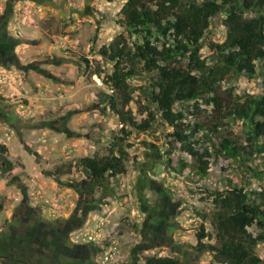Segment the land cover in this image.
Wrapping results in <instances>:
<instances>
[{
    "label": "rangeland",
    "instance_id": "rangeland-1",
    "mask_svg": "<svg viewBox=\"0 0 264 264\" xmlns=\"http://www.w3.org/2000/svg\"><path fill=\"white\" fill-rule=\"evenodd\" d=\"M124 2L0 0V34L5 26L0 45L12 37L17 61L0 64V105L10 108L3 107L0 116V236L26 201L48 221L77 217L69 238L96 248L95 264H144L152 256L176 258L183 264H218L211 252L196 248L201 224L212 236L203 243H217L209 225L214 211L209 192L234 188L253 194L252 198L264 194L263 162L258 152L252 157L239 153L230 160L212 156L207 176L197 177L194 159L180 150L170 136L172 127L148 101L149 74L128 81L129 108L136 123L146 119L149 111L155 119L143 131L128 127L130 134L120 143L118 117L103 102L111 90L102 81L112 73L113 64L99 50L123 33L117 19ZM259 14H264V5L248 13ZM223 18L222 14L211 18L196 44L199 58L207 65L214 59L215 45L225 38ZM263 90L260 77L233 74L218 86L224 103ZM196 103L204 125L224 115L201 99ZM193 104H177L175 110L186 115ZM9 112L13 125L6 122ZM245 133L239 122L223 123L215 137H229L248 150ZM112 143L123 173L108 177L95 189L97 203L90 209L81 193L88 177L77 161L108 155ZM164 202L173 206L168 217L159 207ZM249 231L257 232L255 227ZM255 254L264 264V242L257 244Z\"/></svg>",
    "mask_w": 264,
    "mask_h": 264
},
{
    "label": "trees",
    "instance_id": "trees-1",
    "mask_svg": "<svg viewBox=\"0 0 264 264\" xmlns=\"http://www.w3.org/2000/svg\"><path fill=\"white\" fill-rule=\"evenodd\" d=\"M263 5L264 0H223L222 4L216 0H125L117 19L123 33L99 50L113 64L112 73L105 75L102 81L111 90L103 102L109 104L118 117L120 143L130 134L128 127L143 131L149 129L155 119V113L149 111L146 119L136 123L129 108L132 96L128 81L149 74L152 83L148 101L156 106L161 120L172 127L170 136L180 150L194 159L197 177L207 176L212 156L230 160L239 153L252 157L258 152L264 166V90L259 95L235 96L233 101L225 103L218 94L220 82L230 74L250 79L260 77L264 89V14L248 15L255 7ZM217 14L224 16L225 38L215 45L214 59L207 65L199 58L196 44L203 38L210 19ZM199 99L205 105L224 111L221 120L211 125L199 121L202 116L196 103ZM189 102L194 104L186 115L175 110L177 104ZM3 107L10 109L0 105V116ZM187 115L192 119L188 120ZM6 116L9 118L6 122L13 125L11 112ZM237 122L246 132L248 150L229 137H215L219 124ZM115 146L112 143L108 147V155L77 161L88 177L81 193L84 204L90 209L96 202L95 189L102 187L108 177L123 173L120 158L113 153ZM117 149L122 154L120 144ZM6 166L11 168L10 163ZM184 167L182 163L181 169ZM251 195L234 188L209 192L214 207L209 225L217 243H203L212 236L201 224L196 233L197 250L211 252L213 261L218 264L261 263L255 249L258 243L264 242V194L256 193L255 198ZM66 222L43 219L23 201L8 230L0 236V255L13 253L9 264H95L96 248L59 244L63 241L64 229L58 225ZM77 224V221L73 225L69 223L70 229H75ZM252 227L256 228V233L249 231ZM144 264L183 262L152 256L146 258Z\"/></svg>",
    "mask_w": 264,
    "mask_h": 264
},
{
    "label": "flooded vegetation",
    "instance_id": "flooded-vegetation-1",
    "mask_svg": "<svg viewBox=\"0 0 264 264\" xmlns=\"http://www.w3.org/2000/svg\"><path fill=\"white\" fill-rule=\"evenodd\" d=\"M4 28H5V26L3 25L2 26V34H3L4 30H5ZM2 34H0V41L1 42L3 41V39L1 38ZM14 41L15 40H13L12 37H9V38H6L5 44L0 45V64L3 65V66L8 65V64H12V63H14V64L17 63V61H16V59L14 58V55H13V53H14L13 52ZM159 207L164 210V212H163L164 217H168V215H170V213H171L170 208H172L173 206L168 207L167 204H165V202H164ZM76 221H77V218L72 216V217H70L68 219V221L64 225L63 224H59L58 225L60 229H64V231H63L64 233L62 232L64 238H63V241L62 242L60 241L59 244L66 243V244L69 245V243H71L72 245L75 246V248H78L79 244L74 243L69 238V235H70V232H71L69 223L74 224ZM154 238H155V236H154ZM12 254L13 253L8 252L7 254L0 255V264H9L11 259H12ZM74 256H77V255L75 254ZM95 257H96V255L94 256V259H93L94 263H95Z\"/></svg>",
    "mask_w": 264,
    "mask_h": 264
}]
</instances>
